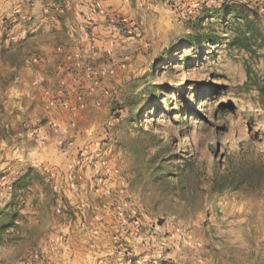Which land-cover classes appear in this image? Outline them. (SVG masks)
Masks as SVG:
<instances>
[{
    "label": "rangeland",
    "instance_id": "374dc122",
    "mask_svg": "<svg viewBox=\"0 0 264 264\" xmlns=\"http://www.w3.org/2000/svg\"><path fill=\"white\" fill-rule=\"evenodd\" d=\"M233 7L264 36V0L1 2L0 264H264V40Z\"/></svg>",
    "mask_w": 264,
    "mask_h": 264
},
{
    "label": "trees",
    "instance_id": "16d2710c",
    "mask_svg": "<svg viewBox=\"0 0 264 264\" xmlns=\"http://www.w3.org/2000/svg\"><path fill=\"white\" fill-rule=\"evenodd\" d=\"M245 9V8H244ZM241 7H233L232 15L234 19L241 20L243 23V30L236 32L233 36L232 43L237 45L239 48L249 51L250 53H256V48L253 46L252 40L260 38L264 40V36L261 35L260 31L256 26V21L253 17L257 14H250L249 11H245ZM262 161V160H261ZM253 166V169L257 166L256 158L252 157L250 161L242 160L233 173H224L220 178H215L212 182V188L216 191H222L225 188L239 189L244 185H250L259 178L257 171H253L248 168ZM24 177L20 178L16 185L19 184ZM14 196L11 202L6 206L0 207V240L5 237H9L11 234V229L18 232H22L23 225L20 223L22 221L23 215L21 214V201L18 200V195L13 192Z\"/></svg>",
    "mask_w": 264,
    "mask_h": 264
},
{
    "label": "crops",
    "instance_id": "0c3cea01",
    "mask_svg": "<svg viewBox=\"0 0 264 264\" xmlns=\"http://www.w3.org/2000/svg\"><path fill=\"white\" fill-rule=\"evenodd\" d=\"M4 1H6V0H0V4H1V2H2V5L4 4ZM4 12V10L3 9H1L0 8V15L2 14ZM83 118H84V120L85 121H88V117L86 116V115H83ZM88 127H89V124L88 123H85V127H83V129H80V136H85V132L87 131V129H88ZM85 131V132H84ZM83 132V133H82Z\"/></svg>",
    "mask_w": 264,
    "mask_h": 264
}]
</instances>
